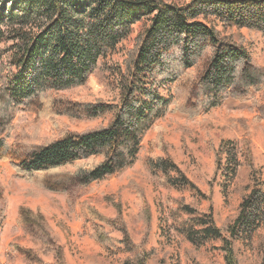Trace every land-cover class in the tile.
Here are the masks:
<instances>
[{"label":"trees","instance_id":"obj_1","mask_svg":"<svg viewBox=\"0 0 264 264\" xmlns=\"http://www.w3.org/2000/svg\"><path fill=\"white\" fill-rule=\"evenodd\" d=\"M214 22L264 37V0H192L184 6L165 0H0V162L44 191L69 195L132 168L147 134L172 109L195 118L228 101L254 99L264 91V67L224 37ZM140 23L145 25L123 66L102 67ZM100 70L118 78V102H71L53 96L86 86ZM253 104L256 120L264 122V105ZM20 110L110 120L99 129L29 145L21 138L12 140ZM219 152L226 164L220 161L217 173L233 179L240 167L237 147L222 142ZM146 167L163 187L207 199L168 154L149 158ZM256 185L228 227L229 237L217 226L212 208L200 212L183 200L166 220L169 234L194 248L220 243L225 263L239 264L235 241L250 239L264 226V190ZM95 217L123 233L119 244L133 254L123 264L149 263L151 254L138 251L123 220ZM2 220L1 211L0 227ZM146 222L150 227L149 218ZM18 225L56 257L48 263L17 248L28 264H65L41 214L22 207ZM101 231L98 242L113 244Z\"/></svg>","mask_w":264,"mask_h":264},{"label":"rangeland","instance_id":"obj_2","mask_svg":"<svg viewBox=\"0 0 264 264\" xmlns=\"http://www.w3.org/2000/svg\"><path fill=\"white\" fill-rule=\"evenodd\" d=\"M184 6L192 0H165ZM144 23L137 24L131 36L101 65L123 66L133 49ZM226 38L245 48L254 61L264 67V37L256 32L225 28L214 22ZM104 69H106L104 67ZM118 78L100 70L84 87L53 94L71 102L119 101ZM244 102L228 101L220 108L189 118L172 111L145 137L136 164L106 181L92 184L72 194L44 191L15 176L12 166L0 162V264H28L17 248L36 253L43 261L55 263L52 253H45L41 242L18 225L19 210L27 207L41 214L55 243L63 251L65 264H123L133 254L119 244L124 235L116 228L102 224L95 217L123 220L139 252L150 253L148 264H226L220 243L194 248L178 236L169 234L166 220L178 201L194 206L200 212L212 208L214 220L224 236L236 220L244 198L260 184L264 190V122L256 120L258 109L253 101L264 105V91ZM110 118L74 120L43 112L20 110L14 120L12 140L21 138L29 145H42L65 133H82L99 129ZM13 142V141H12ZM222 142H232L238 150L240 167L236 177L218 172ZM168 154L193 181L207 199L190 191L177 192L163 187L148 171L146 162ZM222 159L220 160V158ZM221 166V165H220ZM150 220V227L146 220ZM108 234L113 244L102 245L100 232ZM239 264H262L264 259V226L250 239L235 241Z\"/></svg>","mask_w":264,"mask_h":264}]
</instances>
